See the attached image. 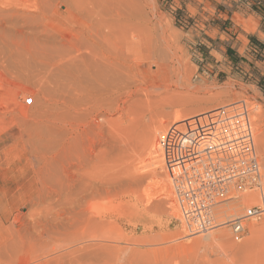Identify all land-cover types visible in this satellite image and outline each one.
Returning a JSON list of instances; mask_svg holds the SVG:
<instances>
[{
  "label": "rangeland",
  "instance_id": "rangeland-1",
  "mask_svg": "<svg viewBox=\"0 0 264 264\" xmlns=\"http://www.w3.org/2000/svg\"><path fill=\"white\" fill-rule=\"evenodd\" d=\"M216 5L0 0V264H48L38 255L53 248L49 264H78L92 213L115 246L96 264H264V219L241 242L228 228L190 237L158 148L169 126L245 101L264 174V96L226 62L224 38L211 43ZM93 186L95 200L67 216L65 242L43 248L50 208ZM245 207L228 205L218 223Z\"/></svg>",
  "mask_w": 264,
  "mask_h": 264
},
{
  "label": "built area",
  "instance_id": "built-area-1",
  "mask_svg": "<svg viewBox=\"0 0 264 264\" xmlns=\"http://www.w3.org/2000/svg\"><path fill=\"white\" fill-rule=\"evenodd\" d=\"M157 141L190 237L228 228L232 240L241 242L247 224L264 219L263 167L245 101L173 124ZM246 193L254 196L244 199ZM237 201L246 206L244 212L219 224L225 217L220 210Z\"/></svg>",
  "mask_w": 264,
  "mask_h": 264
},
{
  "label": "crops",
  "instance_id": "crops-1",
  "mask_svg": "<svg viewBox=\"0 0 264 264\" xmlns=\"http://www.w3.org/2000/svg\"><path fill=\"white\" fill-rule=\"evenodd\" d=\"M215 3L216 8L211 10L217 16L209 26V32L215 34L209 37L211 43L224 38L223 42L228 46L226 62L237 70L241 69L249 80L264 76V50L255 44L256 40L264 44V0H215ZM235 15L242 16L246 21L253 19L256 30L247 31L237 25ZM216 20H219L217 24ZM257 88L264 96V92Z\"/></svg>",
  "mask_w": 264,
  "mask_h": 264
},
{
  "label": "bare ground",
  "instance_id": "bare-ground-1",
  "mask_svg": "<svg viewBox=\"0 0 264 264\" xmlns=\"http://www.w3.org/2000/svg\"><path fill=\"white\" fill-rule=\"evenodd\" d=\"M3 10V9H2ZM17 10V9H16ZM12 13V12H11ZM16 13V12H15ZM1 14V13H0ZM3 21V20H2ZM20 24V23H19ZM47 24V23H46ZM18 25V24H17ZM4 26V25H3ZM48 26V25H47ZM2 27V26H1ZM4 28V27H3ZM20 28V27H19ZM10 29V27H9ZM22 29V28H21ZM21 31V30H20ZM1 33V32H0ZM7 33V31H6ZM4 34V33H3ZM24 34V33H23ZM5 35V34H4ZM3 35V36H4ZM6 36V35H5ZM1 38V37H0ZM4 40V39H3ZM6 40V39H5ZM7 41V40H6ZM4 47V46H3ZM7 47V46H5ZM4 47V48H5ZM14 49V48H13ZM12 49V50H13ZM6 50V48H5ZM7 52V51H6ZM5 56V55H4ZM7 57V56H6ZM4 58V57H3ZM3 60V59H2ZM2 62V61H1ZM13 62V61H12ZM3 64V63H2ZM21 65V64H20ZM15 66V65H13ZM44 67V66H43ZM15 68V67H13ZM28 68V67H27ZM31 68V67H30ZM7 70V69H6ZM32 70V69H31ZM45 70V69H44ZM3 71V70H2ZM30 71V70H29ZM47 73V72H46ZM4 74V73H3ZM40 79V78H39ZM2 81V79H1ZM177 124V123H176ZM159 148V146H158ZM168 187V186H167ZM168 190V188L166 189ZM67 194L62 196V199H60V202H62L61 205H58L57 203L54 204L55 202H53V204L56 206V208H50L51 212H50V217L47 219V221L45 222V224H40L42 227V230L37 232V236L40 242H43V248L49 246L48 242H52L53 244L55 243H59V242H65L64 240L66 239V235H67V216L71 213H75V209H77L78 207H83L85 208L86 204L88 203L89 198L91 200H95V194L98 192V188H96V186H93L92 192L90 193V195L86 194V191L83 192L81 191V193L78 194H73L71 195L72 191H66ZM60 194V193H59ZM71 196H70V195ZM245 195V194H244ZM243 195V196H244ZM61 196V195H60ZM69 196V199H67ZM254 196L253 193H249L246 196H244V199H248L250 197ZM57 198V197H56ZM59 198V197H58ZM58 203H59V199H58ZM71 205V209H68L67 206ZM233 204V203H232ZM228 206V205H227ZM226 206V208H227ZM223 207L220 210V217H222V215L225 216V211H224ZM87 212V209H86ZM228 212V211H226ZM79 214H83V216H85L87 213H85V209H82L79 211ZM90 217H83L85 218L83 220L82 223V230L84 229V233L82 235L81 240L84 241V245L78 250V253H82L80 256H78L77 258V263L78 264H89V262H91L92 264H96V262L98 261V257H99V253L102 250H114L115 251V246L114 245H110L111 242H113V240L110 239H105V237H103L101 235V228L103 227V225L107 224L98 214H90ZM229 218V217H228ZM228 218H223V219H228ZM227 222V221H226ZM224 222V223H226ZM223 223V224H224ZM110 225V224H108ZM248 226V225H247ZM211 233V232H210ZM213 233V231H212ZM207 235V234H206ZM200 236V235H199ZM115 241V240H114ZM115 243V242H114ZM42 247V246H41ZM66 246L63 245V247L59 248V252H62V258L64 259L66 256ZM57 249L53 248L52 250L49 251H44L43 253L41 252L40 257H45V263H50L52 262L55 258H51L49 256H51L50 254L52 253H56ZM91 255L93 256L92 258H89ZM39 257V258H40ZM50 258V259H49ZM93 261V262H92Z\"/></svg>",
  "mask_w": 264,
  "mask_h": 264
},
{
  "label": "trees",
  "instance_id": "trees-1",
  "mask_svg": "<svg viewBox=\"0 0 264 264\" xmlns=\"http://www.w3.org/2000/svg\"><path fill=\"white\" fill-rule=\"evenodd\" d=\"M255 44L261 49L264 50V44L258 42L257 40L255 41ZM252 82L256 84L263 92H264V76H260L258 78H253Z\"/></svg>",
  "mask_w": 264,
  "mask_h": 264
}]
</instances>
